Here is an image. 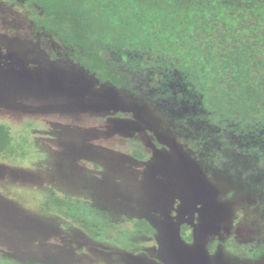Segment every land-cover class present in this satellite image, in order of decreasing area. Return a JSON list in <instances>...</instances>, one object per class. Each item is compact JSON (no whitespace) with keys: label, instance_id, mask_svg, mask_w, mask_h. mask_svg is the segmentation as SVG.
<instances>
[{"label":"rangeland","instance_id":"rangeland-1","mask_svg":"<svg viewBox=\"0 0 264 264\" xmlns=\"http://www.w3.org/2000/svg\"><path fill=\"white\" fill-rule=\"evenodd\" d=\"M37 15L0 0V122L17 135L0 156V264H264V177L216 166L189 120L102 82ZM53 193L100 226L54 215Z\"/></svg>","mask_w":264,"mask_h":264},{"label":"trees","instance_id":"trees-1","mask_svg":"<svg viewBox=\"0 0 264 264\" xmlns=\"http://www.w3.org/2000/svg\"><path fill=\"white\" fill-rule=\"evenodd\" d=\"M27 2L37 7V27L80 50L87 71L183 115L194 142L211 143L216 166L264 177V0ZM16 136L0 122V156ZM49 201L54 215L87 233L101 224L100 212L61 193ZM133 225L154 231L145 219Z\"/></svg>","mask_w":264,"mask_h":264}]
</instances>
